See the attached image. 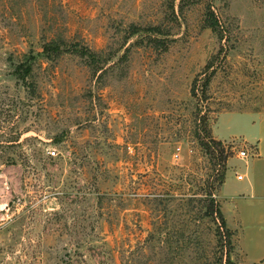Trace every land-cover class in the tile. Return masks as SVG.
<instances>
[{
	"label": "rangeland",
	"instance_id": "rangeland-1",
	"mask_svg": "<svg viewBox=\"0 0 264 264\" xmlns=\"http://www.w3.org/2000/svg\"><path fill=\"white\" fill-rule=\"evenodd\" d=\"M227 112H264V0H0V264H226Z\"/></svg>",
	"mask_w": 264,
	"mask_h": 264
},
{
	"label": "crops",
	"instance_id": "crops-1",
	"mask_svg": "<svg viewBox=\"0 0 264 264\" xmlns=\"http://www.w3.org/2000/svg\"><path fill=\"white\" fill-rule=\"evenodd\" d=\"M229 115V116H228ZM233 115H240L246 117L250 122V131L241 137L240 135H224L218 130V125L222 117L228 116L233 118ZM213 135L217 141L228 142L231 140H241L247 150L244 152L245 157L237 164L243 165L245 172L241 173L242 178L239 180L236 175L235 186L228 187L226 176L222 185L219 197L222 204V212L224 215L226 227L232 231L235 236H242L244 228L247 224V216L249 208L260 206L259 212L264 209V112H227L220 114L217 118V124L213 129ZM243 152V151H241ZM238 166V170L241 167ZM227 206V209L225 208ZM231 208V215L228 212ZM259 223L256 232L261 236L264 235V220L261 216L258 218ZM237 240V242H238ZM256 245L259 247V252L262 255L251 258L247 250L239 247L244 252V264H264V246L263 242H258Z\"/></svg>",
	"mask_w": 264,
	"mask_h": 264
},
{
	"label": "trees",
	"instance_id": "trees-1",
	"mask_svg": "<svg viewBox=\"0 0 264 264\" xmlns=\"http://www.w3.org/2000/svg\"><path fill=\"white\" fill-rule=\"evenodd\" d=\"M208 11H209V13H210V17L207 19V26L209 27V28H211V29H213V30H216V29H218V23H217V21L214 19V16H213V12L210 10V8L208 9ZM219 38L220 39H222V35H220L219 36ZM62 46L63 45H65V43L63 42L62 44H61ZM66 46V45H65ZM60 47L61 46H56V45H54V48H53V44L51 43V44H49V45H46L45 46V50H47V51H57L58 52V54H60L61 52H59L60 51ZM65 50H66V48H65ZM72 50V49H71ZM91 56V55H90ZM208 68H210V64H207L206 66H205V69H208ZM206 85V87H207V83L205 84ZM29 90L31 91V94H33L34 93V84L32 85V84H29ZM195 93V80L193 81V84H192V88H191V94H194ZM208 133H209V135H211V133L208 131ZM210 144H214L215 146H217L218 148H220L221 147V153H223V148H222V144H221V142L220 141H216V140H208V142L206 143H204L203 145H205V147L206 148H210L209 146H210ZM224 176H223V180H224ZM212 216V215H216L217 216V218L216 219H214L215 221L217 220V222L219 223V227L220 228H217V229H220L221 230V233H218V235H219V237H220V239H221V237H223V238H225V246L224 247H226V253H225V256H226V264H232L231 262H230V259H229V254L231 253V251H232V244H231V240H230V238H231V236H232V232L226 227V223H225V220H224V218L221 216V214H220V212L218 211V210H216V211H212L211 213H207V214H205V216ZM224 228H225V232H224Z\"/></svg>",
	"mask_w": 264,
	"mask_h": 264
},
{
	"label": "built area",
	"instance_id": "built-area-1",
	"mask_svg": "<svg viewBox=\"0 0 264 264\" xmlns=\"http://www.w3.org/2000/svg\"><path fill=\"white\" fill-rule=\"evenodd\" d=\"M50 154H51V155H54L55 153H54V152H51ZM239 155H240L242 158L245 157V153H244V152H240ZM237 178L240 180V179L242 178V176L239 175Z\"/></svg>",
	"mask_w": 264,
	"mask_h": 264
}]
</instances>
